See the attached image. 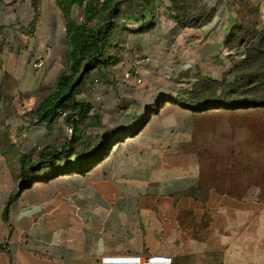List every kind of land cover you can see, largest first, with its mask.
<instances>
[{"label": "crops", "instance_id": "obj_1", "mask_svg": "<svg viewBox=\"0 0 264 264\" xmlns=\"http://www.w3.org/2000/svg\"><path fill=\"white\" fill-rule=\"evenodd\" d=\"M2 1L0 264H109L111 258H125V264L134 258L139 264H264V185L203 181L191 148L196 112L179 100L162 99L177 91L162 90L144 105L149 116L137 133L130 132L143 118L111 129L124 131V138L83 171L60 168L23 186L19 157L26 152L9 134L18 119L9 110L19 113L23 105L32 111L53 89L67 65L66 21L57 0H17L30 1L27 20L37 38L26 39L5 23ZM149 1L116 17L119 33L110 49L116 60L99 75L119 79L111 67L145 56L141 76L152 87L187 78L190 86L202 78L233 79L248 52L232 45L246 19L243 0H177L183 16L173 0ZM256 5L262 10L256 28L264 30V0ZM39 57L45 66L34 68ZM60 123L65 130L74 126L59 117L37 128ZM47 144L53 143L37 148V155Z\"/></svg>", "mask_w": 264, "mask_h": 264}, {"label": "rangeland", "instance_id": "obj_2", "mask_svg": "<svg viewBox=\"0 0 264 264\" xmlns=\"http://www.w3.org/2000/svg\"><path fill=\"white\" fill-rule=\"evenodd\" d=\"M258 2L260 0H243L245 28L249 32L257 29L259 15L262 12L261 7L256 5ZM2 4L1 13L10 29L15 26L14 28L25 35L26 39L37 38L36 32L31 33L27 20L31 10L30 1L3 0ZM173 4L172 8H175L174 1ZM75 17L81 20V10L75 11ZM144 57H140L138 61ZM137 62L134 61L126 67L124 60L122 62L124 69L120 68L121 66L115 69L111 67L113 72L119 74V79L92 73L77 89L76 97L93 106L92 113L77 120L76 127L82 133V137L76 143L77 151L90 152L97 139L111 129L133 124L139 118L146 120L149 114L144 112V105L154 102L162 90L178 92L191 88L190 83L193 82H189L188 78L171 82L165 87L150 86L154 84L153 81L144 76V84L140 86L123 83L120 80L122 74ZM263 64L257 60L249 68L248 79L245 82L249 84L248 94L251 99H254L253 95L260 90V86L264 87ZM96 78L100 80L97 87L94 85ZM22 107L23 105L19 113L16 110H9L10 115L17 114L20 120L17 119L8 129L10 135L18 138L19 150L34 154L37 148L46 143L60 147L71 140L72 136L67 134L64 124H57L53 128H37L32 111L28 108L24 110ZM195 119L191 148L199 156L203 181L222 185L228 183L264 185V102L240 103L235 106L226 103L222 106L209 107L196 112ZM1 122L0 128L5 131L3 121ZM18 122L22 124L16 125Z\"/></svg>", "mask_w": 264, "mask_h": 264}, {"label": "trees", "instance_id": "obj_3", "mask_svg": "<svg viewBox=\"0 0 264 264\" xmlns=\"http://www.w3.org/2000/svg\"><path fill=\"white\" fill-rule=\"evenodd\" d=\"M173 1L175 10L183 16L185 7L177 0ZM149 2V0H57L66 21L67 65L58 75L53 89L32 110L33 121L36 124L53 125L60 112L65 111L67 120L73 121L75 130L71 140L60 147L47 144L40 148L38 155L20 154L19 173L24 187L48 171L57 172L60 168L69 166L83 171L93 164L94 160L99 161L116 141L124 138V131H110L97 139L90 152L77 151L76 143L82 137V133L76 127V117L88 116L91 104L79 100L76 91L84 83L87 75L93 72L100 74L104 67L115 62L116 58L110 54V49L119 33L116 17L123 10L128 12L143 8ZM33 3L36 5L37 0H33ZM76 10H81L80 21L75 17ZM245 21L238 26V33L234 35L232 45L247 48L248 52L244 60L235 65L232 80L202 78L189 90H179L175 95L163 96V101L179 100L195 112L226 103L235 106L240 103L264 102V87L260 86V90L253 95L254 99H251L248 94L249 84L245 82L248 79L249 68L257 60H260L261 64L264 63V30L254 28L249 32L245 28ZM143 124L144 120L130 133H137ZM81 165L84 166L81 168Z\"/></svg>", "mask_w": 264, "mask_h": 264}, {"label": "built area", "instance_id": "obj_4", "mask_svg": "<svg viewBox=\"0 0 264 264\" xmlns=\"http://www.w3.org/2000/svg\"><path fill=\"white\" fill-rule=\"evenodd\" d=\"M148 60H149L148 57H144V58L140 59L130 69H128L127 71L124 72L123 79L126 82H129V83L131 82L135 85H141L143 83V78L141 76L142 65H143V63L147 62ZM33 66H34V68H41V67L45 66V60L43 58L39 57L33 62ZM97 81L98 80H95V82H97ZM59 117L63 118V119L66 118L67 112L61 111ZM66 131H67L69 136H72L74 133L73 124H68L66 126ZM138 264H139V262H138Z\"/></svg>", "mask_w": 264, "mask_h": 264}, {"label": "water", "instance_id": "obj_5", "mask_svg": "<svg viewBox=\"0 0 264 264\" xmlns=\"http://www.w3.org/2000/svg\"><path fill=\"white\" fill-rule=\"evenodd\" d=\"M109 264H125L128 260L125 258H111L108 260ZM133 264H138V258L132 260Z\"/></svg>", "mask_w": 264, "mask_h": 264}]
</instances>
